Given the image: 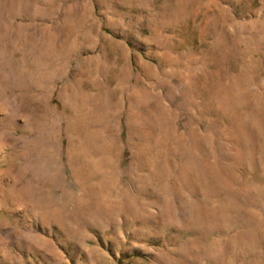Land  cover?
Instances as JSON below:
<instances>
[{
    "label": "rangeland",
    "instance_id": "rangeland-1",
    "mask_svg": "<svg viewBox=\"0 0 264 264\" xmlns=\"http://www.w3.org/2000/svg\"><path fill=\"white\" fill-rule=\"evenodd\" d=\"M0 264H264V0H0Z\"/></svg>",
    "mask_w": 264,
    "mask_h": 264
}]
</instances>
